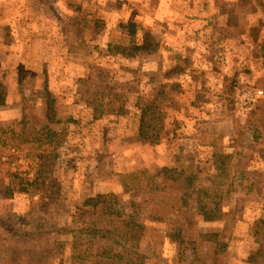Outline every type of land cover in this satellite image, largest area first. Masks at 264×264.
<instances>
[{"label": "rangeland", "instance_id": "obj_1", "mask_svg": "<svg viewBox=\"0 0 264 264\" xmlns=\"http://www.w3.org/2000/svg\"><path fill=\"white\" fill-rule=\"evenodd\" d=\"M263 42L264 0H0V149H47L0 196L23 264H264Z\"/></svg>", "mask_w": 264, "mask_h": 264}, {"label": "trees", "instance_id": "obj_2", "mask_svg": "<svg viewBox=\"0 0 264 264\" xmlns=\"http://www.w3.org/2000/svg\"><path fill=\"white\" fill-rule=\"evenodd\" d=\"M145 47L144 45L138 46L135 49H142ZM261 50L264 52V42L261 44ZM254 116L257 115H264V101L261 105H259L252 113ZM22 123V122H20ZM23 137V139H22ZM32 139L33 136H24V135H18L17 139L18 141L13 142L10 146H7L4 148V150L0 149V196L4 197L2 199H5L7 197H10L13 192L11 191V187L13 183L17 180V184H25V183H35L36 185H39L38 181H33L32 177V165L30 160L33 158H36L37 156L39 158L42 157V154L45 153L46 148L43 149V145L33 143L29 146L26 142L27 139ZM42 149V154L33 155L32 149ZM21 161H23L21 163ZM142 174H145V172H142ZM146 175V174H145ZM147 178V177H146ZM20 181H19V180ZM148 180V179H147ZM45 180L42 181L44 183ZM50 183L48 185V188L52 187V183L54 180L50 179ZM147 182V181H146ZM139 183V182H138ZM136 186V185H135ZM125 187H127L125 183ZM138 187V186H136ZM47 192L51 193L52 189H46ZM40 197L39 200L35 203L37 205H41V209L44 210L49 205V201L52 200V196H49V200L46 198L45 193L42 191H39ZM103 196H99L95 199H90L89 201H97V199H102ZM115 201V200H114ZM215 211V208L210 209L209 212ZM49 213V212H48ZM212 214V213H209ZM9 211L7 209H4L0 211V241L3 242V245L6 246L7 250L1 249L0 246V264H23L26 260H29V256H31L33 253L38 254V250L35 248L30 247V235H36L38 232H33L30 230V228L22 227L20 225H16L9 217ZM207 219H218L217 216L209 215L206 216ZM28 224V223H27ZM54 227H46L44 230V234L48 235L52 231H56L53 229ZM70 232H73L77 235H88L90 237L99 235L100 237L103 236L104 230L102 229H92V228H79L71 230ZM34 237L32 238V240ZM7 253V254H4ZM10 254L11 256L7 258V255ZM98 256V254H96ZM95 256V257H96ZM96 264V263H95Z\"/></svg>", "mask_w": 264, "mask_h": 264}, {"label": "built area", "instance_id": "obj_3", "mask_svg": "<svg viewBox=\"0 0 264 264\" xmlns=\"http://www.w3.org/2000/svg\"><path fill=\"white\" fill-rule=\"evenodd\" d=\"M261 93V91H256L255 95L257 94V96ZM255 99H253L252 101H254ZM251 101V102H252Z\"/></svg>", "mask_w": 264, "mask_h": 264}]
</instances>
